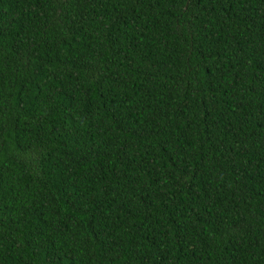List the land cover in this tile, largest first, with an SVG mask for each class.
Segmentation results:
<instances>
[{
	"label": "trees",
	"instance_id": "1",
	"mask_svg": "<svg viewBox=\"0 0 264 264\" xmlns=\"http://www.w3.org/2000/svg\"><path fill=\"white\" fill-rule=\"evenodd\" d=\"M0 264H264V0H0Z\"/></svg>",
	"mask_w": 264,
	"mask_h": 264
}]
</instances>
